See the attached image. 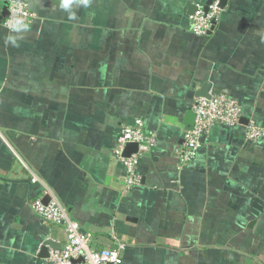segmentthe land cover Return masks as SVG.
Segmentation results:
<instances>
[{"label": "crops", "instance_id": "obj_1", "mask_svg": "<svg viewBox=\"0 0 264 264\" xmlns=\"http://www.w3.org/2000/svg\"><path fill=\"white\" fill-rule=\"evenodd\" d=\"M28 1L35 18L13 47L0 0V264H50L56 248L45 256V241L67 243L63 225L31 209L49 191L94 247L123 244V264H259L246 248L264 250L250 245L261 216L252 204L264 206V137L249 143L245 130L264 127V0H224L204 35L192 32L189 6L206 0H74L69 10ZM206 81L248 122L214 125L183 164L184 115ZM137 119L156 142L128 188L113 148ZM229 169L251 190L233 194Z\"/></svg>", "mask_w": 264, "mask_h": 264}, {"label": "built area", "instance_id": "obj_2", "mask_svg": "<svg viewBox=\"0 0 264 264\" xmlns=\"http://www.w3.org/2000/svg\"><path fill=\"white\" fill-rule=\"evenodd\" d=\"M8 15L3 19V25H9L16 18H22L29 25L35 18V12L28 0H8ZM197 10L190 15L191 30L197 35H204L211 30L214 22H218L222 7L219 0H213L205 11V1L196 2ZM196 114L195 124L189 125L184 134V142L177 145L176 152L180 163H189L198 153L201 146V136L216 124L238 126L242 117V107L239 102L226 94L210 92V97H197L192 105ZM249 140L264 137V127L253 120L246 127ZM129 142L138 143V150L126 156L124 150ZM156 134L145 128L142 119L132 124H126L117 136L113 152L123 162L126 168V186L132 187L138 182L136 169L143 153L154 146ZM37 176L33 181H37ZM47 202L36 199L30 203L31 209L42 219L56 225H63L67 233V243L60 248L52 249L49 254L50 264H122L123 244L114 248H96L92 245L91 234L82 229L81 223L73 218L60 197L49 191Z\"/></svg>", "mask_w": 264, "mask_h": 264}, {"label": "water", "instance_id": "obj_3", "mask_svg": "<svg viewBox=\"0 0 264 264\" xmlns=\"http://www.w3.org/2000/svg\"><path fill=\"white\" fill-rule=\"evenodd\" d=\"M213 0H206L205 1V5H204V9L205 11H208V8H209V5L212 3ZM220 5L221 7L225 5V1L224 0H220ZM8 7H9V2L8 0H4V5H3V16L6 17L9 13L8 11ZM197 10V5L196 4H192L189 6V13L191 14H194V12ZM216 25V22H214L211 30H213V28L215 27ZM209 30V31H211ZM210 87H211V82L210 81H206L204 84H203V87H202V90L199 91L198 95L199 96H205V97H210V93H209V90H210ZM195 118H196V114L195 112L193 111L192 108L186 110L185 112V115H184V121L185 123H187L188 125H194L195 124ZM241 123H246L248 122V118H244V117H241ZM204 137L201 138V140H203ZM138 150V143L136 142H129L127 145H126V148H125V151H124V154L126 156H129L132 152H136ZM48 201V196H47V200L45 202ZM252 224V222L250 223V225ZM47 245H51L53 246L54 248H60L61 246H56L53 241L51 239H47L42 247V253L45 254V256H48V247ZM111 264V263H110Z\"/></svg>", "mask_w": 264, "mask_h": 264}, {"label": "rangeland", "instance_id": "obj_4", "mask_svg": "<svg viewBox=\"0 0 264 264\" xmlns=\"http://www.w3.org/2000/svg\"><path fill=\"white\" fill-rule=\"evenodd\" d=\"M102 1H106V3H108V1L109 0H102ZM255 122V121H254ZM245 139H246V141H248L249 143L250 142H256V141H258L259 139H256V140H249L248 138H247V135H246V130H245ZM243 151V150H242ZM242 151L238 154V155H240L239 157H241L242 156ZM238 157V158H239ZM239 173H237V172H234L233 170H231V169H229L228 171H225V173H224V175H226L227 177H228V179H234L235 181H237L238 182V184L236 185L237 187H235V188H233V190H231V192L233 193V194H235V195H240L241 194V190H240V187L241 186H243L244 187V189L246 190V192H248V191H250L251 190V188H250V186L246 183V182H249V183H251L249 180H247L246 182H243V181H239L235 176L236 175H238ZM229 185H232L231 183H228ZM253 206H254V208H255V211H256V213H259L261 216H260V219H259V224H257L258 225V231H257V233L253 236V238H252V241H251V244L250 245H252L253 243L256 245V244H258L259 242H263L264 241V206H262V205H259L257 202H254L253 204H252ZM251 210L253 211L254 209H252L251 208ZM257 210L258 211H260V212H257ZM245 216H247V213L245 214ZM243 232L245 233V232H247L245 229H243ZM263 244H264V242H263ZM244 246V245H243ZM201 247V246H200ZM244 247H248V246H244ZM262 248H263V246H262ZM248 251H250V252H254L255 254H258V255H262L261 257H260V259H259V261H257V262H259V264H264V250L262 249V250H254L255 248H253V245L251 246V247H248V248H246ZM124 258V257H123ZM257 258V257H256ZM123 264V263H122Z\"/></svg>", "mask_w": 264, "mask_h": 264}, {"label": "clouds", "instance_id": "obj_5", "mask_svg": "<svg viewBox=\"0 0 264 264\" xmlns=\"http://www.w3.org/2000/svg\"><path fill=\"white\" fill-rule=\"evenodd\" d=\"M73 2L74 0H60L59 7L64 10H69ZM78 2L82 4L84 7H88L90 0H78ZM69 19H75V14L70 13ZM9 27L11 32L17 33V35H11V34L8 35L6 38V43L10 44L13 47H18L19 46L18 41L23 39V36L19 34L27 31L28 25L25 24L22 18H16L12 22H10Z\"/></svg>", "mask_w": 264, "mask_h": 264}]
</instances>
